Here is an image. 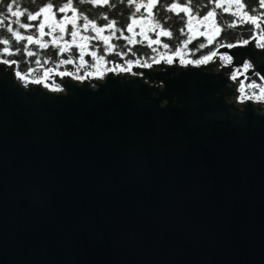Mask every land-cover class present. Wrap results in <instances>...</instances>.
<instances>
[{
    "label": "water",
    "instance_id": "obj_1",
    "mask_svg": "<svg viewBox=\"0 0 264 264\" xmlns=\"http://www.w3.org/2000/svg\"><path fill=\"white\" fill-rule=\"evenodd\" d=\"M182 56L60 90L0 63V264H264V100L239 91L264 50Z\"/></svg>",
    "mask_w": 264,
    "mask_h": 264
},
{
    "label": "trees",
    "instance_id": "obj_2",
    "mask_svg": "<svg viewBox=\"0 0 264 264\" xmlns=\"http://www.w3.org/2000/svg\"><path fill=\"white\" fill-rule=\"evenodd\" d=\"M65 0H17V4L22 11H25L26 14L20 17L21 23H30L33 27L28 29H21L18 24H15V17H11L10 14H7V4L11 0H0V15H7V20L4 27H0V41L8 40L7 45L0 43V58L8 60H16L17 67L19 71L25 74L31 73L37 69H52L56 68L64 69L71 68L74 65V62H81L80 56L81 51L75 47H67V50L63 53L60 52L61 48H65L62 45H58L57 41L53 36L49 35L48 28L45 25L44 34L42 35L39 30V24L43 21V14L36 21L27 20V12L35 13L41 7H44L46 4H53L54 6L59 5ZM78 1V0H76ZM138 0H135V3L129 4L128 0H110L109 5L90 6V9L93 13H106L109 15V18L115 20L116 30L119 29L118 33L112 37L111 45H113L112 51L107 50V45L101 44L99 47V53L97 58H86V50H83V63L88 65H95L100 68H107L115 62L128 63V61L139 62L142 65H149L157 61L160 57L176 53L177 48L183 49L184 53L190 56L192 59L197 60L202 58L204 55H208L212 51H217L220 47V43H236L244 39H251L254 29V26L251 23H241L239 17L233 15L236 12V6L234 3L229 6L228 0H220L222 4L221 8H215L216 0H192V7L194 14L197 19H201L207 11L215 9L217 16L215 17L217 24L222 27V31L219 35L215 36L213 42L209 44L208 36L211 32H207L206 28L205 35L201 36L190 32L189 29L185 26V22L188 19V16L179 12H168L165 10L167 6L171 3H181L182 0H159L157 6L153 9V16H151V23L154 20H158L162 26L166 29H170L173 33L172 37L168 36H158L157 33L159 29L155 31L152 30L151 25L146 28L148 30L149 39L144 38L140 33H138V38L134 41L130 36H126L127 30L126 25L130 23L131 18L135 14V17H140L145 15L143 9L141 8L140 13L135 12V4ZM247 4L245 11L249 9H255L256 11L252 14L259 15L261 12H264V9L258 7L257 0H244ZM229 8V11L225 12L223 9ZM182 18V19H181ZM264 20V17H261ZM232 21L236 22L235 27H227ZM8 24H11L14 30L19 31L22 36L27 37L29 35L33 36L34 40H38L40 43H31L29 44L26 39L17 41L11 33L7 31ZM184 28V34L180 33V29ZM121 31L123 35H121ZM259 33V30H255V35ZM192 35L194 38L187 44L185 47L182 43ZM159 39L161 42L159 44L149 45L150 40ZM132 41L129 43V41ZM55 41V43H54ZM40 44L46 45L45 47H40ZM164 44H168L169 47L166 49L163 47ZM200 44H204L205 47L199 48ZM7 47L13 53L8 55L4 53V48ZM155 49V51L153 50ZM31 51L34 53L33 56H28V52ZM99 56H103L106 63L103 64V61L98 59ZM71 58L73 63L71 64H62V60ZM39 61V63H37ZM255 81L257 84L261 85V81L258 76L249 77L245 81V88L247 93H256L259 91V88H248L247 85Z\"/></svg>",
    "mask_w": 264,
    "mask_h": 264
},
{
    "label": "snow or ice",
    "instance_id": "obj_3",
    "mask_svg": "<svg viewBox=\"0 0 264 264\" xmlns=\"http://www.w3.org/2000/svg\"><path fill=\"white\" fill-rule=\"evenodd\" d=\"M89 2L92 3L93 5H98V6L110 4V0H89ZM158 2H159V0H147V3H143V0H141V3L135 4V12L140 13L141 8H145L148 10V15L151 17L154 15L152 12V9L157 6ZM228 2H229V6H231L232 3L235 4L236 12L233 13V15L239 17L241 23H251V25L254 26V29L251 30L253 32V34L251 36V40L244 39L241 41H237L236 43H227V44L220 43L219 47L231 49V48H235L238 46H248L250 43L254 42L255 47L260 48L261 50H264V27H262V25H264V20L261 19V17H264V12H261L259 15H255V14H252L256 11L255 9H249L248 11H245V9L248 6L244 2V0H228ZM128 3L133 4V3H135V0H128ZM257 3H258V7L260 9H264V0H257ZM16 4H17V0H11V2L7 4V14H10L11 17L16 18L14 23L18 24L21 29H28L30 27H33V25H31L30 23H21L20 17L24 16L26 14V12L22 11L19 6H16L14 9V5H16ZM53 7H54V5L49 3V4H46L44 7H41L35 13L27 12V20L28 21H36L43 14L45 21L51 20V22L48 24V27L51 28L52 31H55V28L59 27L61 32L65 31L64 25L66 23L71 24L72 28H73V30L71 31L72 42L75 43L76 37L78 35V31L76 30L77 10L73 6L72 0H68V3L64 4L63 7L59 8V12H61V13L65 12L67 9H71L73 12L72 17H65L62 20L56 21L55 20L56 14L54 12H52ZM221 7H222V4L220 3V0H216L215 8H221ZM165 10L168 12H177V10H178L177 15L179 14V12L185 13L188 16V19L185 22V26L189 29L190 32L193 29V21L194 20H196V22L199 24L205 25L206 28H210L211 34H209V36H208L209 44H211L213 42V39L215 38V36L219 35L221 33V31L223 30L222 27L219 24H217V22H216L215 17L217 16V13H216L215 9L207 11V13L205 15H203V17L201 19H197L196 15L194 14L193 7H192V0H182L181 3H171L169 6H167L165 8ZM223 10L225 12H227V11H229V8H224ZM103 18L105 20H107L108 23L104 27H98L94 20H90L87 16H84L83 17V20H84L83 28L85 29V31H87L89 26H91L92 31L96 33V37L81 36L80 39L83 41H88L90 39L100 38L103 40L104 44L107 45V50L112 51L114 46L109 43L110 36H102L101 34L105 31V28L114 29L116 27L117 22L115 20H108L107 15H104ZM6 20H7V15H0V27L5 26ZM143 23H144L143 15H141L140 18L137 19L135 17V14H134L133 17L131 18V23H128L126 25V30L131 32V31H133V28L135 25L140 24L142 26ZM235 26H236L235 21H232L231 23H229L227 25V27H235ZM44 27H45L44 22H41L39 24V30H40L42 35L44 34ZM151 27H152L153 31H155L156 29H159V32L157 33L158 36H168L171 38L173 35L172 31L170 29L164 28L158 20H154L151 24ZM117 30L120 31L119 29H117ZM255 30H259V33H260L259 39L256 38ZM7 31L9 33H11V35L17 41H21V40L26 39L29 44L40 43L38 40H34L33 36H31V35H29L27 37L22 36V34L19 31H16L13 29L11 24H8ZM142 31H143V29H142ZM196 31L201 36L205 35V32H199L198 29ZM180 33L182 35L184 34V28L183 27L180 29ZM48 34L50 35L51 33H48ZM111 35H115V33L113 32ZM121 35H123L122 31H121ZM193 38L194 37L192 35H190L182 43L186 47L187 44L189 42H191V40ZM61 39H62V37H61ZM131 42L132 41L130 40L129 43H131ZM160 42L161 41L159 39L150 40L149 45L151 46V44H159ZM0 43L7 45L9 43V41L3 40V41H0ZM54 43H55V41H54ZM65 43L67 44V42H65ZM45 46L46 45H44V44H40V47H42V48ZM79 47H80V51H81L80 59H81V63L83 64V62H84L83 61V49H84V47H87V45L86 44L80 45ZM163 47L167 49L169 47V45L164 44ZM203 47H205V45L200 44L198 46L197 50H199V48H203ZM66 50H67V47L61 48L60 52L63 53ZM153 50L155 51V49H153ZM3 51H4V53H6L8 55L13 54L10 51V49L7 47H5ZM179 52H180V49L177 48L176 54H179ZM27 54H28V56L34 55V53H32L31 51H29ZM91 55L93 56V58H97V53L95 51H93L91 53ZM215 56H217V51H212L208 55H204L202 58L197 59L195 61H188V63H195L196 65L205 64V63L209 62L210 60H212V58ZM98 59L100 61H103L104 57L99 56ZM220 60L223 61V64L225 66H228V65L232 64L233 57L231 55H228L227 53H224V54L220 55ZM0 63L8 65L9 67H12L13 65L17 64V61L4 59V60L0 61ZM37 63H39V61H37ZM61 63L62 64H71V63H73V61L71 58H69L66 60H62ZM137 63H139V62H137ZM168 63H172L171 58L168 59ZM181 63H184L183 59H181ZM131 64H132V61H128L129 67L127 69L121 68V70L122 71H130L131 70ZM145 66H150V65H145ZM117 67L119 68L120 66L117 65ZM242 67H243V71H241V69L238 68V69H236V71L232 72L231 79L233 81H237V79H238L237 73H240L241 75H243L244 73L248 72L253 67V64H252V62L245 61L243 63ZM110 70H113V69H110ZM51 72H52V69H47L44 72L43 77H37L33 82L37 83V84L42 83L43 81L47 80L49 73H51ZM15 75L17 78L23 80L25 78L26 74L22 73L21 71L16 70ZM59 75H61V76H64V75L72 76L73 73L64 72V73H59ZM89 75H91V74H89ZM257 75H259V74H257ZM76 78L77 79H83L84 77L77 76ZM260 79L264 80V76H261ZM44 86L47 87L48 85L45 84ZM247 87L248 88H259L260 94L257 96L254 93L253 96L257 100H264V87H261V85L257 84L255 81L248 84ZM54 90H60V89L56 88ZM244 90H245V84L243 81H240L239 82V91L242 95L244 94ZM253 96H249L248 99H252Z\"/></svg>",
    "mask_w": 264,
    "mask_h": 264
},
{
    "label": "flooded vegetation",
    "instance_id": "obj_4",
    "mask_svg": "<svg viewBox=\"0 0 264 264\" xmlns=\"http://www.w3.org/2000/svg\"><path fill=\"white\" fill-rule=\"evenodd\" d=\"M138 0L137 3H139ZM68 3V0H65L63 2H61L59 5H56L53 7L52 12H54L55 15V20L59 21L64 19L65 17H72L73 16V12L71 9H67L65 12L61 13L59 12V8L63 7L64 4ZM73 6L76 8L77 10V20H76V30L78 31V35L76 37V41L75 43L72 42V36H71V31L73 30L72 25L66 23L64 25L65 31L61 32L59 27L55 28V31H52L51 28L48 27V24L51 22V20L49 21H45L44 20V16H43V21L44 24L47 26L48 28V32H50L51 36L54 37V39L57 41L58 45H62L63 47H75L78 48L80 50V45H87V47H84L83 50H86V58L90 56V58H93V56L91 55V53L93 51H95L97 54L99 53V47L101 44H104L103 40L100 38H95V39H90L88 41H83L80 39L81 36H91V37H96V33L92 31L91 26H89L88 30L85 31V29L83 28V24H84V20L83 17L87 16L90 20H94L97 24L98 27H104L108 21L105 20L103 17L104 15H107L106 13H93L90 9V6L93 5L92 3L89 2V0H72ZM98 5H93V7H96ZM104 6V5H103ZM102 6V7H103ZM145 15H143L144 17V23L141 26L140 24H137L134 26L133 31L129 32L127 31L126 36H130L132 38V40H136L138 38V33H140L144 38L149 39L148 36V30H146L147 27H149V25H151V17L148 15V13L145 11V8H142ZM154 9V8H153ZM152 9V12H153ZM108 16V20H112L111 18H109ZM137 19H139L140 17H136ZM131 23V20H130ZM206 28L205 25L203 24H199L196 22V20L193 21V29L192 32H194L195 34H198V32L196 31L197 29L199 30V32H205L204 28ZM143 29V31H142ZM207 32H211L210 28H206ZM115 33V35L118 33V31L116 30V27L114 29H107L105 28V31L101 34L102 36H110V40L109 43H111L112 37L114 35H111L112 33ZM62 37V39H61ZM67 42V44L65 43ZM182 51V54L184 55V50L180 49ZM156 62V61H155ZM154 62V63H155ZM106 62L103 61V64H105ZM86 64H88L86 62ZM153 64V63H152Z\"/></svg>",
    "mask_w": 264,
    "mask_h": 264
},
{
    "label": "built area",
    "instance_id": "obj_5",
    "mask_svg": "<svg viewBox=\"0 0 264 264\" xmlns=\"http://www.w3.org/2000/svg\"><path fill=\"white\" fill-rule=\"evenodd\" d=\"M256 38H260V33H258L257 35H256ZM170 54H174V53H170ZM1 60H4V59H2V58H0ZM165 59H169L168 57H166ZM182 59L183 60H186L187 62L188 61H195L194 59H192L190 56H188L187 54H184L183 56H182ZM159 60V59H158ZM157 60V61H158ZM133 64H138V65H141V66H143V67H147V66H145V65H142V64H140V63H137V62H132V64L131 65H133ZM117 65H119L120 67L118 68L117 67ZM129 67V65H128V63H122V62H115V63H113L112 65H110L109 67H107V68H100V67H97V66H95V65H88V64H85V63H81V62H74V65H73V67H71V68H64V69H59V68H56L58 71H60V72H63V71H69V72H71V73H73L74 75H76V76H79V77H85L87 74H92V75H96L98 72H100V71H109L110 69H112V68H114V69H116V70H121V68H125V69H127ZM241 68H243V67H241ZM241 68H239V69H241ZM237 69V68H236ZM15 70H18L19 71V69H18V67H17V64H16V68H15ZM236 71V70H235ZM44 72H45V69H37V70H35V71H32L31 73H29V74H26L27 76H29L32 80H35L37 77H43V74H44ZM237 75H238V73H237ZM256 76H258L259 77V79H260V76L259 75H256ZM47 81L49 82V83H51L55 88H58V87H60V88H64V86L62 85V84H60L58 81H56V77L54 76V75H50V76H48V78H47ZM260 81H261V79H260ZM244 84H245V81H244ZM261 86H262V81H261ZM253 94L254 93H247L246 92V88H245V90H244V94L242 95V97L243 98H246V97H248V96H253ZM257 96L259 95V91L258 92H256L255 93ZM254 97V96H253Z\"/></svg>",
    "mask_w": 264,
    "mask_h": 264
},
{
    "label": "rangeland",
    "instance_id": "obj_6",
    "mask_svg": "<svg viewBox=\"0 0 264 264\" xmlns=\"http://www.w3.org/2000/svg\"><path fill=\"white\" fill-rule=\"evenodd\" d=\"M139 3H141V1H139ZM143 3H147V0H143ZM145 11L148 13V10L147 9H145ZM221 55V54H220ZM166 61H168L167 59H165ZM238 69V68H237ZM241 71H243V68H241ZM238 74H240V73H238Z\"/></svg>",
    "mask_w": 264,
    "mask_h": 264
}]
</instances>
